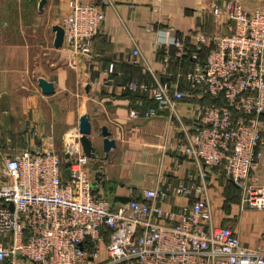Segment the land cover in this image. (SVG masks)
Returning a JSON list of instances; mask_svg holds the SVG:
<instances>
[{"label":"built area","instance_id":"obj_1","mask_svg":"<svg viewBox=\"0 0 264 264\" xmlns=\"http://www.w3.org/2000/svg\"><path fill=\"white\" fill-rule=\"evenodd\" d=\"M261 1L262 6L251 9L241 0L211 1V15L231 23L227 33L190 30L179 38L171 28L163 29L159 68L146 67L152 82L119 87L120 93L146 95L155 102V108L143 112L135 106L141 102L130 106L131 119L166 112L168 127L185 139L173 151L193 161L197 172L174 184L159 178L153 187L114 205L95 192L90 158L76 130L66 133L61 153L42 148L8 156L0 169V235L10 234L11 242H0V264H264V241L245 247L233 228L213 223L209 194V170L219 167L239 189L241 207L264 210L259 180L264 145ZM67 6L60 20L62 42L69 64L80 68L93 60L92 40L104 14L97 0H68ZM202 46L209 47L203 61L197 55ZM186 56L192 67L177 72L174 80L171 60ZM143 57L135 47L130 63L142 65ZM115 69L111 61L100 70L102 85L113 83ZM180 79L189 91L179 88ZM180 198L186 203L170 202Z\"/></svg>","mask_w":264,"mask_h":264},{"label":"crops","instance_id":"obj_2","mask_svg":"<svg viewBox=\"0 0 264 264\" xmlns=\"http://www.w3.org/2000/svg\"><path fill=\"white\" fill-rule=\"evenodd\" d=\"M67 1L44 0L40 7V0H0V169L6 157L24 150L50 148L61 153L66 133L78 131L79 117L85 115L95 148V156L89 157L94 190L112 204L153 187L159 178L174 184L195 174L193 161L173 151L184 137L178 129L168 127L166 112L131 119L130 106L141 102L135 106L143 112L155 108V102L140 94L120 93L119 87L131 81L152 82L146 67L153 72L159 68L158 41L163 29L171 28L179 38H183L182 31L209 35L231 31L228 20L215 19L209 12L214 0H161L151 4L97 0L104 21L92 40L93 60L80 68L69 64L71 56L63 42L59 47L53 43V26H60L61 17L68 11ZM216 1L221 4L225 0ZM241 2L248 9L263 5L261 0ZM135 47L144 56V65L130 63ZM170 50L173 54V47ZM111 61L116 74L113 83L104 86L100 70ZM177 70L170 69L174 80ZM40 79L52 82L54 91L43 93ZM178 82L181 90H188L185 81ZM102 126L115 143L107 153L99 136ZM259 162V180L264 185V145L259 149ZM209 172L213 223L233 228L245 247L263 243L264 210L241 207L240 191L223 171L218 167V171L213 168ZM186 201L170 200L174 204ZM0 242L9 245L11 235H0Z\"/></svg>","mask_w":264,"mask_h":264},{"label":"water","instance_id":"obj_3","mask_svg":"<svg viewBox=\"0 0 264 264\" xmlns=\"http://www.w3.org/2000/svg\"><path fill=\"white\" fill-rule=\"evenodd\" d=\"M44 0H40L39 6L41 7L42 3ZM53 30L55 32V36H54V46L59 47L62 45V40H63V31L62 28L59 25H54L53 26ZM39 87L41 89V91L45 94H50L54 91V86L53 83L50 81H47L46 79H40L39 82ZM78 133H79V144L80 147L83 151V153L90 157L93 158L94 152H95V148L92 145V141L89 137L90 133H91V124L89 122V120L87 119V117L85 115H82L79 117L78 120ZM99 136L102 137V149L105 153H107V151L110 148H113L115 143L114 140L112 138H110V132L107 130V128L105 126L101 127ZM67 163H64V167H66ZM65 172L67 173V175H69V171L66 168ZM120 202H126L127 201V197H122L119 198ZM10 208H12V206H10Z\"/></svg>","mask_w":264,"mask_h":264},{"label":"trees","instance_id":"obj_4","mask_svg":"<svg viewBox=\"0 0 264 264\" xmlns=\"http://www.w3.org/2000/svg\"><path fill=\"white\" fill-rule=\"evenodd\" d=\"M195 48L192 46V47H189V53L190 52H192L193 50H194ZM208 51H209V47H207V46H202L198 51H197V55H198V57L200 58V60H204L205 59V57H206V55H207V53H208ZM172 53V52H171ZM178 68V70H177V72H184L185 70H187V69H189V68H191L192 67V61H190V59H189V56H186L184 59H180V60H178V59H172L171 60V68ZM180 67H181V69H180ZM176 74V73H175ZM187 88H188V90L186 89V90H182V91H184V92H187V91H189V87H188V85H187ZM142 96H145L146 97V95H142ZM186 100V99H185ZM208 100V98H205L203 101H207ZM229 180V179H228ZM230 181V180H229ZM231 182V181H230ZM232 183V182H231ZM233 184V183H232ZM234 185V184H233ZM235 186V185H234ZM236 187V186H235Z\"/></svg>","mask_w":264,"mask_h":264}]
</instances>
